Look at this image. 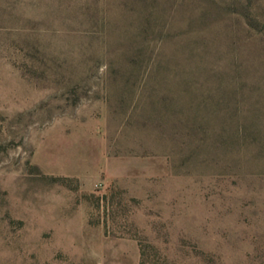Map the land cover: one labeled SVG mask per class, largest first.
Listing matches in <instances>:
<instances>
[{"label": "rangeland", "instance_id": "obj_1", "mask_svg": "<svg viewBox=\"0 0 264 264\" xmlns=\"http://www.w3.org/2000/svg\"><path fill=\"white\" fill-rule=\"evenodd\" d=\"M89 1L169 36L97 65L62 33L57 58L0 49V264H264V91L226 72L264 0Z\"/></svg>", "mask_w": 264, "mask_h": 264}, {"label": "trees", "instance_id": "obj_2", "mask_svg": "<svg viewBox=\"0 0 264 264\" xmlns=\"http://www.w3.org/2000/svg\"><path fill=\"white\" fill-rule=\"evenodd\" d=\"M79 5L84 7L83 11L77 9ZM94 5L95 2L89 0H0V49L15 45L25 59L57 58L59 52L50 48L46 37L62 33L69 38L84 39L81 52L89 57L93 65L108 60L113 41L127 44L126 59L135 55L152 57L155 50V56H159L160 45L169 36L172 15L167 13L163 18L150 9L132 13L130 22L123 24L121 18H115L106 9L96 10ZM77 21L85 22L86 28L79 29ZM251 52V60L240 58L236 64L230 61L226 72H234L241 79L253 77L256 79L253 88L261 92L264 91L263 78L260 77L264 74V44L256 43ZM241 96L246 99L245 93L242 92ZM255 106L253 111L259 112L261 107L257 103Z\"/></svg>", "mask_w": 264, "mask_h": 264}]
</instances>
